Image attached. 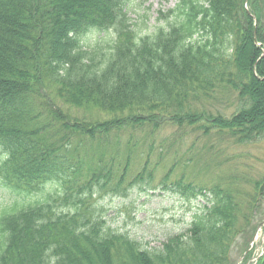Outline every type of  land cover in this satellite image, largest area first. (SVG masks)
<instances>
[{
  "label": "trees",
  "instance_id": "obj_1",
  "mask_svg": "<svg viewBox=\"0 0 264 264\" xmlns=\"http://www.w3.org/2000/svg\"><path fill=\"white\" fill-rule=\"evenodd\" d=\"M128 1L0 0V184L14 195L0 207V264H235L233 246L264 220V172L234 168L206 188L184 171L170 179L182 157L159 185L208 204L159 248L112 230L90 202L153 182L148 154L131 179L130 151L117 160L113 135L128 128L264 142V0H177L144 33ZM108 30L107 46L82 42ZM53 181L62 195L33 198Z\"/></svg>",
  "mask_w": 264,
  "mask_h": 264
},
{
  "label": "rangeland",
  "instance_id": "obj_2",
  "mask_svg": "<svg viewBox=\"0 0 264 264\" xmlns=\"http://www.w3.org/2000/svg\"><path fill=\"white\" fill-rule=\"evenodd\" d=\"M177 0H129L127 4L130 23L137 31L144 33L156 24L159 10L166 12ZM248 0H244V8L248 9ZM159 23H161L159 21ZM113 30L106 32L91 31L82 37L87 47L95 44L109 45L115 40ZM70 114L75 116H98L94 110L69 108ZM103 118L109 115L103 114ZM148 129L138 130L128 128L113 135L119 143L117 160L130 151L131 175H134L139 164L148 154L152 166L155 167L154 179L150 185H135L125 195L93 194L90 202L100 209L99 214L105 219L106 225L116 232L125 233L138 241L143 248H159L171 235L185 231L195 213L208 204V198L198 195L185 196L171 190L162 189L159 185L160 177L176 157L178 160L177 173L184 171L186 178H193L208 188L217 176L230 173L234 168L238 171L250 169L252 174L264 172V142L252 145H235L224 136L216 133L202 135L190 129H179L171 125L162 126L150 134ZM151 140L152 149L147 152L144 141ZM134 147L129 148V144ZM110 153L116 152V144L111 143ZM84 148H79L80 157L84 156ZM187 152L185 159L182 153ZM190 158L192 160H188ZM220 165L216 166L215 163ZM45 193L62 195L59 182L47 184L42 192L33 196L41 198ZM209 197V191H207ZM210 198V197H209ZM14 195L0 184V207L11 202ZM56 211L67 210L64 206H56ZM261 224V225H260ZM264 253V220L257 225L248 245L243 247L242 239L231 250V257L237 264H255L257 258ZM243 256V257H242ZM242 257L241 260L239 258Z\"/></svg>",
  "mask_w": 264,
  "mask_h": 264
},
{
  "label": "water",
  "instance_id": "obj_3",
  "mask_svg": "<svg viewBox=\"0 0 264 264\" xmlns=\"http://www.w3.org/2000/svg\"><path fill=\"white\" fill-rule=\"evenodd\" d=\"M260 225H261V224H260ZM242 257H243V256H242ZM242 257H240V258H239V260H241V259H242ZM237 264H238V263H237Z\"/></svg>",
  "mask_w": 264,
  "mask_h": 264
}]
</instances>
